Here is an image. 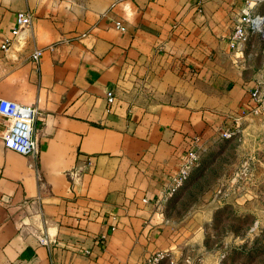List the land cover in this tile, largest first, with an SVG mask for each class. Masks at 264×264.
<instances>
[{
	"label": "crops",
	"instance_id": "1",
	"mask_svg": "<svg viewBox=\"0 0 264 264\" xmlns=\"http://www.w3.org/2000/svg\"><path fill=\"white\" fill-rule=\"evenodd\" d=\"M247 9L244 0H0V97L39 112L28 156L6 147L0 116V264H147L157 253L160 264H192L184 251L202 229L192 223L211 215L182 227L167 195L190 152L247 130L260 108L264 41L230 47ZM26 11L32 28L2 50ZM252 13L264 15V3Z\"/></svg>",
	"mask_w": 264,
	"mask_h": 264
},
{
	"label": "rangeland",
	"instance_id": "2",
	"mask_svg": "<svg viewBox=\"0 0 264 264\" xmlns=\"http://www.w3.org/2000/svg\"><path fill=\"white\" fill-rule=\"evenodd\" d=\"M260 111L230 139L199 150L189 179L165 208L182 226L211 215L185 254L192 264H264V89ZM201 244V245H200Z\"/></svg>",
	"mask_w": 264,
	"mask_h": 264
},
{
	"label": "built area",
	"instance_id": "3",
	"mask_svg": "<svg viewBox=\"0 0 264 264\" xmlns=\"http://www.w3.org/2000/svg\"><path fill=\"white\" fill-rule=\"evenodd\" d=\"M244 1L247 4L248 9L235 24L230 39V47L233 49H238L241 45L246 43L250 35H259L264 41V15L252 13V6L258 3H264V0ZM199 4H201V1H199ZM33 22V13L30 11L20 12L17 18V27L13 29L11 36L6 38L4 45L1 47L2 50L8 51L15 38L19 37L26 29L32 28ZM115 27L120 31L126 30L121 22H116ZM42 56L43 51L36 50L32 54V59L36 64H39ZM259 96V91L255 90L251 94V99L258 100ZM107 101L109 109H113L117 104V98L113 92L107 94ZM259 111L260 109H255V114L259 113ZM0 116L4 117L9 123L7 132L4 136L6 147L23 156L35 153L38 149L36 122L38 120L39 112L37 109L32 106L22 105L0 97ZM238 130V127L227 129L222 133V138L230 139ZM199 158L200 156L198 152L192 151L189 153L188 160L185 161L178 174L173 179L172 187L167 195L168 198L189 179L192 170L198 164ZM115 229L116 226H112L111 230L114 231ZM103 240H105V238ZM41 243L46 246L49 245L46 238H42ZM164 258V253H157L149 259L147 264H160Z\"/></svg>",
	"mask_w": 264,
	"mask_h": 264
}]
</instances>
